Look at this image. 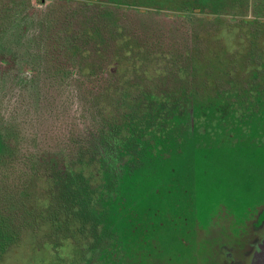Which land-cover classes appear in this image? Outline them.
I'll return each instance as SVG.
<instances>
[{"label": "trees", "instance_id": "16d2710c", "mask_svg": "<svg viewBox=\"0 0 264 264\" xmlns=\"http://www.w3.org/2000/svg\"><path fill=\"white\" fill-rule=\"evenodd\" d=\"M36 2L0 0V264L28 236L129 264L167 231L165 199L181 175L195 180L194 151L210 138L229 148L217 165L264 199V0ZM32 101L86 115L56 114L62 139L30 144ZM182 152L184 174L168 169ZM141 162L157 183L129 200L119 182Z\"/></svg>", "mask_w": 264, "mask_h": 264}, {"label": "rangeland", "instance_id": "374dc122", "mask_svg": "<svg viewBox=\"0 0 264 264\" xmlns=\"http://www.w3.org/2000/svg\"><path fill=\"white\" fill-rule=\"evenodd\" d=\"M33 2L37 3L36 0ZM33 101L23 110L28 118L23 129L31 135L28 138L30 144L33 139L37 143L46 144H55L62 139L56 135L67 131L66 125L55 118L56 114L62 116L72 113L76 117L86 115V112L78 110L77 104L70 106L61 103L57 105L60 112H52V107H49V112L45 108L39 113ZM81 130L85 132L86 128ZM226 135L227 138L234 136V133L228 130ZM211 139H208V143L205 141L203 145H198L194 151L195 180L181 175V181L176 187L178 192L168 199L164 198L165 201L169 200L167 231L157 233L155 238L159 239L151 242L150 238L148 244L145 242L142 249L148 252L137 251L139 256L137 259L129 258V264H264V252L260 244H264V199L258 202L252 194L251 185L244 178H239L237 172L227 170L224 164L217 165L222 157L229 155V152H225L229 148L222 150L220 144L216 143L217 138ZM223 140L226 141L220 138V143ZM187 155L186 152L178 156L170 154L168 169L176 167L184 174L185 169L182 168L186 165ZM136 169L133 174L123 176L119 182L121 186L131 188L127 191L129 200L136 198V189L157 183L158 169L154 165L141 162ZM41 186L38 184L39 195L43 196ZM162 187H166L165 183ZM263 195L259 194L260 197ZM254 242H257L256 245ZM150 243L155 254L148 260ZM35 244L37 238L28 236L23 244L10 251L1 264L101 263L97 257L94 259L88 255V260L86 257L83 260L79 254L69 256L65 249L52 252L46 246L34 248Z\"/></svg>", "mask_w": 264, "mask_h": 264}, {"label": "flooded vegetation", "instance_id": "af4514ba", "mask_svg": "<svg viewBox=\"0 0 264 264\" xmlns=\"http://www.w3.org/2000/svg\"><path fill=\"white\" fill-rule=\"evenodd\" d=\"M255 244V243H254Z\"/></svg>", "mask_w": 264, "mask_h": 264}]
</instances>
